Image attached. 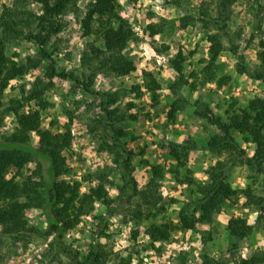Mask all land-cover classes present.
Masks as SVG:
<instances>
[{
	"label": "rangeland",
	"instance_id": "1",
	"mask_svg": "<svg viewBox=\"0 0 264 264\" xmlns=\"http://www.w3.org/2000/svg\"><path fill=\"white\" fill-rule=\"evenodd\" d=\"M14 1L0 0V14ZM93 1L75 0L62 17L61 32L50 39L47 48L59 71L72 72L85 81L92 78L90 87L98 93L55 77L43 94L45 108L34 100L25 101L22 107L41 110L42 130L71 131L62 178L78 181L81 194L103 186L110 199L109 203L95 202L90 214L63 233L65 242L77 248L87 264L92 252L100 254L101 264H204L205 256L214 264H231L264 251V210L241 191L250 188L252 195L264 197V169L237 158L238 152L212 150L208 141L221 130L207 116L227 121L228 111L248 108L253 98L264 97V83L241 72L240 58L230 50L233 41L246 65L259 67L256 52L264 40V0H227L228 35L213 21L218 16L217 0H118L120 14L134 32L123 54L134 61L136 69L124 75L91 54L92 45L100 46L101 40L84 35L80 20ZM28 7L41 13L39 3ZM151 24L155 32L148 29ZM213 33L220 34L225 47L210 67V79L208 36ZM6 52L24 62L29 56L41 57L38 46L26 39L7 42ZM47 64V59L42 60L0 93L1 135L12 133L17 126L15 115L7 112L11 101L21 99L22 91L27 95L36 77L45 78ZM103 102L113 110L106 129L101 122ZM112 131L119 133L131 152L129 173L137 189L123 199L118 196L125 185V159L121 144L108 136ZM232 134L252 156L256 150L252 139L238 131ZM38 140V134L31 132V142ZM170 144L180 146L179 160L171 154ZM219 165L225 167L227 182L238 195L226 199L211 221L198 222L194 229L180 228L181 211L193 212L199 205L204 187L212 182L209 171ZM23 173L33 182L41 180L35 161ZM40 190L45 192L43 187ZM195 216L200 218L201 212ZM231 216L248 218L251 233L243 239L232 236L227 228ZM25 220L28 231L18 235L3 234L0 226V264H71L45 233L47 224L39 207L28 208ZM167 223L175 226L169 238H153L152 226Z\"/></svg>",
	"mask_w": 264,
	"mask_h": 264
},
{
	"label": "trees",
	"instance_id": "2",
	"mask_svg": "<svg viewBox=\"0 0 264 264\" xmlns=\"http://www.w3.org/2000/svg\"><path fill=\"white\" fill-rule=\"evenodd\" d=\"M36 2L41 5V13H35L28 5ZM75 0H15L10 7H5L0 14V93L9 86L10 81L23 77L32 69L36 68L42 60L47 59L45 78L36 77L33 87L27 95L21 99L11 101L12 105L7 108L8 113H13L17 122L14 131L7 135L0 134V226L1 233L6 235H18L28 231L26 228V211L32 205L39 207L45 217L47 227L45 233L53 237L55 247L59 252L66 255L71 264H87L82 260L81 252L67 244L63 233L74 228L81 217L88 215L94 209L95 202H108L103 186L92 187L89 191L80 193L78 181H67L62 178L66 172L67 157L65 150L69 149L72 141L70 130L64 132L41 129V110H24V102L34 100L38 107L45 108L47 101L44 91L49 88L51 79L59 77L64 80H73L82 85L91 94L98 93L90 87L93 79L82 80L78 75L59 71L56 61L47 48L50 39L61 32L63 28V16ZM218 16L213 21L219 30L226 33V8L227 0H217ZM84 35H96L101 40V45H92L91 54L97 61L103 62L116 74H128L136 69L134 61L129 60L124 54L127 43L133 38L134 32L127 19L120 14L118 0H95L91 2L80 20ZM260 28V26H258ZM148 29L156 31L154 26L148 25ZM26 39L34 42L40 51L41 57H28L27 61L15 60L6 52V43L12 40ZM210 41L209 53L212 55L208 67V77L212 79L210 67L218 58L224 43L219 33L208 36ZM232 52L238 56L239 70L247 73L250 77L264 83V40H261L257 49V57L261 61L259 67L251 68L245 63L243 56H239L237 46L230 41ZM182 57V54L179 53ZM178 72L182 71L180 63L176 64ZM153 82V81H152ZM221 80L218 84L221 85ZM155 84V82H154ZM154 89L155 85H148ZM104 103L105 117L102 118L104 129L107 128L108 119L113 110L107 102ZM176 111L173 106L169 112L174 117ZM227 121L219 118H208L219 126L221 132L211 137L208 146L212 150L238 152L237 158L259 170L264 169V97L253 98L249 107L240 111H228ZM206 114V113H205ZM202 113V115H205ZM233 131L247 135L256 144V150L252 156H248L244 149L233 136ZM31 132L38 134L37 144L31 142ZM110 139L121 144L123 158V172L125 185L121 189L119 198L129 195L130 190L137 191L135 185H131L133 178L129 173L131 152L127 151L119 133L109 132ZM171 154L178 160L181 158L180 146L170 144ZM36 162L41 173V180L32 181L30 177L24 178L23 169L30 162ZM211 183L204 187V196L193 212L182 210L180 213V228L194 229L198 222L212 220L213 213L220 209L222 203L233 196L238 195V190L227 182V172L224 166L212 167L209 171ZM44 188L42 192L40 188ZM249 197V202L256 203L264 210V197L254 196L250 188L242 189ZM32 201V202H31ZM200 211V218H196L195 212ZM175 227L172 223L153 225L151 235L155 239H167L170 236V228ZM228 230L237 239H243L252 231V225L248 218L243 216H231L228 219ZM30 231H38L30 229ZM90 264H101L100 254L94 252ZM204 264H214V260L204 257ZM89 259V258H88ZM89 264V263H88ZM231 264H264V251H257L249 257H240Z\"/></svg>",
	"mask_w": 264,
	"mask_h": 264
}]
</instances>
